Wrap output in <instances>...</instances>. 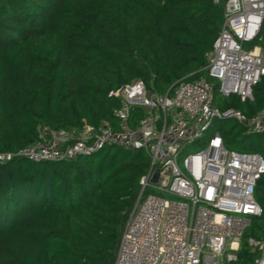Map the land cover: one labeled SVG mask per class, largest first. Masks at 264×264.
<instances>
[{
  "label": "trees",
  "instance_id": "1",
  "mask_svg": "<svg viewBox=\"0 0 264 264\" xmlns=\"http://www.w3.org/2000/svg\"><path fill=\"white\" fill-rule=\"evenodd\" d=\"M217 1V2H216ZM228 0H0V264H115L121 236L150 167L142 150L105 145L74 160L16 156L40 132L115 126L119 100L135 80L170 96L182 81L207 78L206 55ZM222 97L215 107L248 117L264 109ZM143 113L133 111V126ZM228 150L264 158V130L216 129ZM262 185V184H261ZM257 198L264 211V187ZM264 214L246 238H260ZM239 264L252 259L245 244Z\"/></svg>",
  "mask_w": 264,
  "mask_h": 264
},
{
  "label": "built area",
  "instance_id": "2",
  "mask_svg": "<svg viewBox=\"0 0 264 264\" xmlns=\"http://www.w3.org/2000/svg\"><path fill=\"white\" fill-rule=\"evenodd\" d=\"M206 59L207 78L182 81L171 96L158 95L142 80L111 92L119 100L116 127L102 123L80 133L45 128L16 155L57 162L105 145L145 152L150 167L139 181L115 264H239L244 240L252 255L247 264H264V229L260 238H246L264 214L257 198L259 186L264 187V158L228 150L218 131L203 150L186 153L203 142L215 120L264 130V109L248 117L214 105L216 91L242 102L255 100L253 90L264 77V0H228L223 27ZM136 110L143 116L132 126ZM13 156L0 154V162Z\"/></svg>",
  "mask_w": 264,
  "mask_h": 264
},
{
  "label": "rangeland",
  "instance_id": "3",
  "mask_svg": "<svg viewBox=\"0 0 264 264\" xmlns=\"http://www.w3.org/2000/svg\"><path fill=\"white\" fill-rule=\"evenodd\" d=\"M235 123H236V122H235L234 120H226V121L215 120V121L213 122V124H212L211 129L206 133L203 142L200 143V144H195V145L190 146V147L187 149L186 153H188V154H193V153H197V152L203 150V148L206 146V144H205V143H206V140H208L209 137H210L214 132L217 131L216 129H218V128H220V127H223V126H231V125H235Z\"/></svg>",
  "mask_w": 264,
  "mask_h": 264
}]
</instances>
